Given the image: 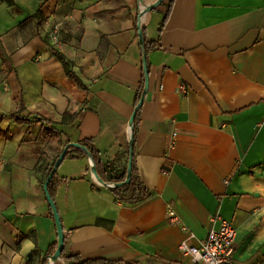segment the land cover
Masks as SVG:
<instances>
[{
  "label": "crops",
  "instance_id": "1",
  "mask_svg": "<svg viewBox=\"0 0 264 264\" xmlns=\"http://www.w3.org/2000/svg\"><path fill=\"white\" fill-rule=\"evenodd\" d=\"M144 1L0 0V264L48 257L57 228L44 183L69 142L92 138L118 173L128 165L139 23L156 40L168 2L142 21ZM148 57L134 161L151 195L117 199L69 149L52 180L71 244L90 259L194 264L180 244L199 243L219 214L237 229L235 264H264V0H175Z\"/></svg>",
  "mask_w": 264,
  "mask_h": 264
},
{
  "label": "trees",
  "instance_id": "2",
  "mask_svg": "<svg viewBox=\"0 0 264 264\" xmlns=\"http://www.w3.org/2000/svg\"><path fill=\"white\" fill-rule=\"evenodd\" d=\"M174 1L175 0H168V2H167V9L164 13L163 19L160 22L159 36L156 40L149 39L147 37L146 29L144 28V40H145V49L147 52L148 67H150V61H149V57H148L149 53L153 50H156V49H159L162 47L163 30H164L166 23L170 17L171 11H172L173 6H174ZM162 4H165V3L163 2ZM35 16L40 17V12H37ZM54 53L63 62L68 76L71 79H74L80 87L86 88L87 86L84 84L81 77L72 69V62L70 60H68L62 53H59L56 50L54 51ZM144 82H145V79L143 78L142 85H141L139 92H138V95H137V100H139L141 97L143 87H144ZM24 109H25V107L22 104V106L20 107L18 112L23 111ZM139 113H140V111L138 112L137 117L135 119V125L137 124ZM16 114L17 113L15 112L12 115L16 116ZM67 116H68V113H67ZM17 120L23 121L24 119L18 118ZM38 120L43 121L45 123L49 122V120L44 118V117H39ZM45 130L49 133H52V132L58 133V131L52 130L48 127H45ZM80 143L85 145L89 149V151L91 152V154L95 160L98 172L104 181H106V182H121L126 178V175H127L126 167L123 171L118 173L117 168H116L117 166H116V163L114 161L104 162L100 156V151L95 146L94 140L92 138L83 139ZM72 152H78L82 156H88L87 153H85L82 150L74 149L70 153H72ZM50 170H51V167L49 169V172H50ZM53 184H54V179L50 182V185H49V191H50L52 197L54 196ZM112 192L114 193V195L116 196L117 199H119L125 203L139 202V201H142V200L149 198L151 195L148 187H146L144 185V183L142 182V180L139 178V175H138L137 169H136L135 161L133 164V174H132V178H131L130 182H128L124 185H121V186L113 187ZM52 217L54 219L53 213H52ZM57 245H58V235H57V238L51 243L49 249L47 250L46 256L52 255L55 252ZM62 255L66 261V264H136L135 262L85 258L80 253L75 251L73 245L71 244V241H70V238L68 235H66V237H65V245H64ZM48 262H49V258L44 257L41 259L40 263L41 264H47Z\"/></svg>",
  "mask_w": 264,
  "mask_h": 264
},
{
  "label": "water",
  "instance_id": "3",
  "mask_svg": "<svg viewBox=\"0 0 264 264\" xmlns=\"http://www.w3.org/2000/svg\"><path fill=\"white\" fill-rule=\"evenodd\" d=\"M165 1L166 0H155L153 3H150L146 6L144 12L147 13V12L154 10L155 8L162 5V3ZM139 34L141 36V41L143 43V67H144L145 85H144L141 97H140L139 101L137 102V104L135 105L134 111H133L131 118H130V121H129V123H130L129 158H128L126 178L121 182H106V181H104L98 172L95 160H94L91 152L89 151V149L85 145H83L80 142H69L63 148L62 152L60 153L57 160L55 161V163H54V165H53V167H52V169H51V171H50L49 175L47 176L45 183H44V189H45L50 207L52 209V213H53L55 223H56V228H57V235H58L57 248L52 255L48 256V258H50L51 264H56V262L58 260L63 258L62 252H63L64 245H65L66 231L64 229L63 222H62L58 207L55 203L54 198L52 197V195L49 191V185H50V182H51L52 178L54 177L55 173L57 172L59 166L63 162L67 152L69 151V149L76 148V149L82 150L85 153H87V155L89 156V158L91 159V162H92L91 170H92L93 176L95 177V179L100 184H103L105 186H109L112 188V187L124 185V184L130 182V180L132 178L133 164H134V153H135V119L137 117L139 110L141 109V107L144 103L145 96H146L148 89H149V73H150L149 67H148V62H147V52L145 49V40H144V27L142 25V22L139 23Z\"/></svg>",
  "mask_w": 264,
  "mask_h": 264
},
{
  "label": "built area",
  "instance_id": "4",
  "mask_svg": "<svg viewBox=\"0 0 264 264\" xmlns=\"http://www.w3.org/2000/svg\"><path fill=\"white\" fill-rule=\"evenodd\" d=\"M53 45L60 43L59 30L55 27L50 34ZM186 88V87H184ZM175 142H172L174 145ZM171 215H175L173 209H169ZM214 222L217 227L210 229L208 235L199 243L184 240L180 244L183 255L194 264H235V250L237 241V229L227 218L217 215Z\"/></svg>",
  "mask_w": 264,
  "mask_h": 264
},
{
  "label": "bare ground",
  "instance_id": "5",
  "mask_svg": "<svg viewBox=\"0 0 264 264\" xmlns=\"http://www.w3.org/2000/svg\"><path fill=\"white\" fill-rule=\"evenodd\" d=\"M155 0H148V2H147V4L146 3H142L141 4V11H142V21L144 20V19H146V16H147V13L146 12H144V10H145V8H146V6L149 4V3H151V2H154Z\"/></svg>",
  "mask_w": 264,
  "mask_h": 264
},
{
  "label": "rangeland",
  "instance_id": "6",
  "mask_svg": "<svg viewBox=\"0 0 264 264\" xmlns=\"http://www.w3.org/2000/svg\"><path fill=\"white\" fill-rule=\"evenodd\" d=\"M147 2H148V1H144L143 3H146V4H147ZM152 26H153V22L151 23L150 28H151ZM126 166H127V164H126V162H124L123 165H122V167H121V169L124 170Z\"/></svg>",
  "mask_w": 264,
  "mask_h": 264
}]
</instances>
